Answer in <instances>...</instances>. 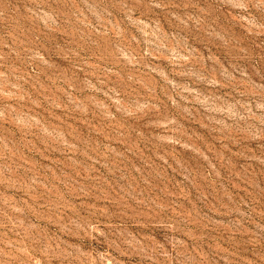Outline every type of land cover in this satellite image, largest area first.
Masks as SVG:
<instances>
[{"label":"rangeland","instance_id":"1","mask_svg":"<svg viewBox=\"0 0 264 264\" xmlns=\"http://www.w3.org/2000/svg\"><path fill=\"white\" fill-rule=\"evenodd\" d=\"M0 264H264V0H0Z\"/></svg>","mask_w":264,"mask_h":264}]
</instances>
